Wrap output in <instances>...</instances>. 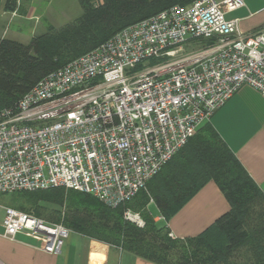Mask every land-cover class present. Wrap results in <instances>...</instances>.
Listing matches in <instances>:
<instances>
[{
    "label": "built area",
    "instance_id": "1",
    "mask_svg": "<svg viewBox=\"0 0 264 264\" xmlns=\"http://www.w3.org/2000/svg\"><path fill=\"white\" fill-rule=\"evenodd\" d=\"M241 9L246 0L172 6L43 77L0 111V195L73 190L111 209L132 200L242 86L264 97V29L242 31L228 18ZM0 213L4 238L23 234L51 255L71 233ZM123 219L144 226L130 210Z\"/></svg>",
    "mask_w": 264,
    "mask_h": 264
},
{
    "label": "trees",
    "instance_id": "2",
    "mask_svg": "<svg viewBox=\"0 0 264 264\" xmlns=\"http://www.w3.org/2000/svg\"><path fill=\"white\" fill-rule=\"evenodd\" d=\"M76 1L82 11L78 18L59 29L48 27L29 45L0 40V111L14 108L43 77L94 50L120 30L172 6L186 7L196 0ZM17 6V0H6L7 10ZM209 181L227 200L229 212L197 237L170 238L167 226L153 221L147 208L150 201L167 223ZM13 195L21 202L8 207L61 221L72 232L155 264H264V196L208 123L144 190L115 208L73 190ZM39 203L62 207L63 212L50 213ZM257 204L262 213L253 219ZM126 210L138 213L144 227L125 221ZM239 259L243 262L239 263Z\"/></svg>",
    "mask_w": 264,
    "mask_h": 264
},
{
    "label": "crops",
    "instance_id": "3",
    "mask_svg": "<svg viewBox=\"0 0 264 264\" xmlns=\"http://www.w3.org/2000/svg\"><path fill=\"white\" fill-rule=\"evenodd\" d=\"M17 5L15 10H7L6 0H0V40L27 46L47 30L42 24L44 8L42 12H35L31 5L29 10L28 1L22 12L20 2ZM262 14V0H246V9L231 13L228 18L237 19L242 31H250L264 25ZM208 125L264 196V97L255 89L242 86L212 115ZM152 206L154 215L150 213ZM147 208L153 221L166 225L175 239L201 235L230 209L213 181L207 182L167 223L152 201ZM1 217L0 213V264H155L72 231L60 253L51 255L40 249L38 241L23 234L13 240L4 238Z\"/></svg>",
    "mask_w": 264,
    "mask_h": 264
},
{
    "label": "rangeland",
    "instance_id": "4",
    "mask_svg": "<svg viewBox=\"0 0 264 264\" xmlns=\"http://www.w3.org/2000/svg\"><path fill=\"white\" fill-rule=\"evenodd\" d=\"M28 1H29V10L31 8V5L34 7L35 12H38V11L42 12V10L44 8L42 24L45 25V27H47V28L51 27L54 29H59V28L63 27L64 25H66L67 23L73 22L76 18H78L80 16V14L82 12L81 8H80V6L76 0H17V4L20 2V7H21L22 12L24 11L26 5L28 4ZM262 15L264 16V14H262ZM257 29H264V25H262L261 27H259ZM49 30H52V29H49ZM199 47H200V44H198V43L189 44L186 47H183L182 52H180L176 56L178 58L182 55H186V54L194 51L195 49H197ZM165 60H166L165 58L151 59V60L147 61V63L145 65L139 67V69L144 70V69H147L150 67L157 66L158 64L162 63ZM17 197H18L17 195H13V194L0 195V204L5 205V206L19 205L21 200ZM14 198H16V200L13 201ZM39 207H41L42 209H44L46 211H49L50 213L53 211H56V212L59 211L60 213L63 212L62 207H56V206L51 205L49 203H39ZM17 211L25 213V211H22L19 209H17ZM155 212H156L155 208H154V206H152L150 209V213H152L154 215ZM29 213H31V215L35 216L32 212H29ZM133 213H136V212H133ZM252 213H253L252 218L258 217V215L262 213L261 206H259L257 204L254 207V210L252 211ZM37 218H39V217H37ZM40 219L44 220L47 223H52V224L62 223L61 221L53 222L44 216L40 217ZM129 223H131V222H129ZM131 224H133V223H131ZM133 225H135V224H133ZM135 226H137V225H135ZM143 227H139V228H143ZM242 262H243V260L239 259V263H242Z\"/></svg>",
    "mask_w": 264,
    "mask_h": 264
},
{
    "label": "water",
    "instance_id": "5",
    "mask_svg": "<svg viewBox=\"0 0 264 264\" xmlns=\"http://www.w3.org/2000/svg\"><path fill=\"white\" fill-rule=\"evenodd\" d=\"M31 55H33V52H31Z\"/></svg>",
    "mask_w": 264,
    "mask_h": 264
}]
</instances>
